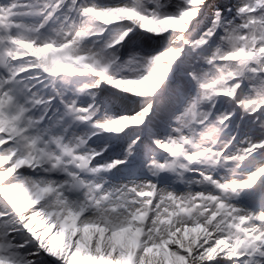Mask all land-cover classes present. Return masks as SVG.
I'll use <instances>...</instances> for the list:
<instances>
[{
	"label": "snow or ice",
	"instance_id": "1",
	"mask_svg": "<svg viewBox=\"0 0 264 264\" xmlns=\"http://www.w3.org/2000/svg\"><path fill=\"white\" fill-rule=\"evenodd\" d=\"M0 264H264V0H0Z\"/></svg>",
	"mask_w": 264,
	"mask_h": 264
}]
</instances>
